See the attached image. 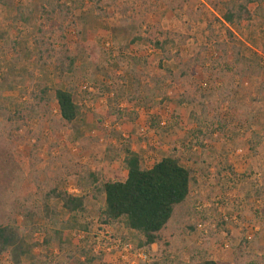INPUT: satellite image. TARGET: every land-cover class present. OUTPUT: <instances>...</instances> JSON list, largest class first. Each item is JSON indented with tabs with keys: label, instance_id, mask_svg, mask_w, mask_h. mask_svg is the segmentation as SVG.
I'll use <instances>...</instances> for the list:
<instances>
[{
	"label": "rangeland",
	"instance_id": "374dc122",
	"mask_svg": "<svg viewBox=\"0 0 264 264\" xmlns=\"http://www.w3.org/2000/svg\"><path fill=\"white\" fill-rule=\"evenodd\" d=\"M44 1L0 0V223L15 227L32 257L44 255L49 264H231L244 240L261 264L264 19L224 24L222 5L233 0H48L54 14ZM56 5L65 6L62 13ZM161 32L184 37L170 48L169 60L148 42ZM35 41L57 53L65 45L77 61L74 71L56 57L40 58ZM195 60L183 78L180 67ZM68 87L78 108L73 124L61 120L55 99ZM44 88L46 111L28 114L7 137L5 116ZM185 98L203 103L206 112L183 104ZM111 109L122 114L120 121ZM126 148L147 169L176 149L193 172L191 196L163 232L164 243L143 248L123 225H102L101 198L86 201L80 227L60 244L53 233L70 215L48 197L50 189L88 195L76 172L125 175ZM31 262L24 256L19 264ZM0 264L16 263L6 252Z\"/></svg>",
	"mask_w": 264,
	"mask_h": 264
},
{
	"label": "trees",
	"instance_id": "16d2710c",
	"mask_svg": "<svg viewBox=\"0 0 264 264\" xmlns=\"http://www.w3.org/2000/svg\"><path fill=\"white\" fill-rule=\"evenodd\" d=\"M44 4L52 6V14L55 13L54 5L44 1ZM44 6V5H42ZM223 6L222 21L228 26L243 27L249 25L255 16L264 19V0H233ZM62 13L63 5H56ZM67 12V11H66ZM18 17L23 19V12L18 11ZM71 14V11H69ZM161 39L149 40L152 46L160 51L166 58L171 47L177 46L178 39L184 38L182 35L170 32H161ZM138 38L136 41H141ZM40 58H55L61 67H65L67 72H73L76 59L68 48L63 45L57 53L54 47L47 49L42 43L37 44ZM97 47H93L90 56L96 70L101 71ZM58 55V56H57ZM177 60L180 62V59ZM133 60V59H131ZM195 61H190L182 65L181 76H188L189 71L195 66ZM219 61L214 63L213 68L218 69ZM170 74V73H169ZM136 95H140L138 88ZM47 89H42L39 93L31 94V101L25 103L22 109L15 113H8L6 122L8 124L6 136L12 139L14 129L20 130L19 120L26 121L27 115H37L41 111H46L48 100L46 98ZM55 99L58 103L61 120L67 124H73L78 117V108L74 100L72 87L65 90H57ZM196 100L185 98L183 104H194ZM201 112L205 113L203 103H197ZM2 109L0 108V114ZM121 113H116L111 109V118L120 121ZM121 118V119H120ZM17 119V120H16ZM114 119V121H116ZM116 121V122H117ZM1 143V142H0ZM9 145V142H8ZM0 145V152L4 149ZM125 156L123 164L126 174L116 173L115 175L100 176L97 173L79 171L75 177L78 178V187L81 191H88V195H73L58 186L50 189L48 197L61 202L62 207L70 215V220L62 225V230L54 231L53 235L61 243L65 242V236L70 230L80 227L78 216L86 213V201L88 199L99 201L104 199V205L100 210L99 222L107 227L123 225L126 229L136 233L140 237V247L151 249L154 245H162V234L175 218L178 210L185 205L191 196L192 185L195 183L193 172L182 165L181 157L176 149L169 154L163 155L161 160L156 162L152 168L144 167L143 158L135 154L130 148L124 150ZM46 210H49L48 207ZM87 229V228H85ZM50 237V236H49ZM46 237L45 245H50L51 237ZM248 242L242 241L238 246L234 261L231 264H259L253 261L254 256L247 251ZM10 253L16 264L20 263L22 257L27 256L32 259L31 264H49L47 257L40 255L38 258L32 257L31 251L20 240L15 227L0 223V255ZM260 260V259H259ZM264 264V257L261 259ZM91 263L93 260H89ZM195 264H219L213 260H204Z\"/></svg>",
	"mask_w": 264,
	"mask_h": 264
},
{
	"label": "crops",
	"instance_id": "0c3cea01",
	"mask_svg": "<svg viewBox=\"0 0 264 264\" xmlns=\"http://www.w3.org/2000/svg\"><path fill=\"white\" fill-rule=\"evenodd\" d=\"M119 124H120V123H118V125H117L116 127H118L117 129L121 130V129H120L121 126H120Z\"/></svg>",
	"mask_w": 264,
	"mask_h": 264
},
{
	"label": "built area",
	"instance_id": "2783aa9c",
	"mask_svg": "<svg viewBox=\"0 0 264 264\" xmlns=\"http://www.w3.org/2000/svg\"><path fill=\"white\" fill-rule=\"evenodd\" d=\"M143 133L145 132V131H142ZM145 259L147 258V256L146 255H142Z\"/></svg>",
	"mask_w": 264,
	"mask_h": 264
}]
</instances>
